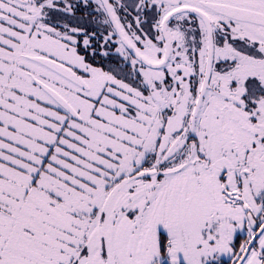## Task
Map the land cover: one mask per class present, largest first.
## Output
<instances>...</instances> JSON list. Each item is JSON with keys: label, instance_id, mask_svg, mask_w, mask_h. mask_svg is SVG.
I'll return each instance as SVG.
<instances>
[{"label": "snow or ice", "instance_id": "snow-or-ice-1", "mask_svg": "<svg viewBox=\"0 0 264 264\" xmlns=\"http://www.w3.org/2000/svg\"><path fill=\"white\" fill-rule=\"evenodd\" d=\"M0 264H264V0H0Z\"/></svg>", "mask_w": 264, "mask_h": 264}]
</instances>
